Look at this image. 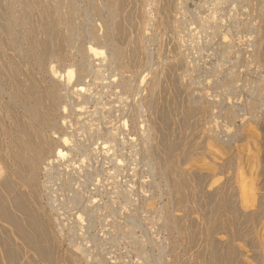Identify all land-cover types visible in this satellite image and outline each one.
<instances>
[{"label": "rangeland", "instance_id": "374dc122", "mask_svg": "<svg viewBox=\"0 0 264 264\" xmlns=\"http://www.w3.org/2000/svg\"><path fill=\"white\" fill-rule=\"evenodd\" d=\"M0 167V264H264V0H0Z\"/></svg>", "mask_w": 264, "mask_h": 264}, {"label": "bare ground", "instance_id": "6f19581e", "mask_svg": "<svg viewBox=\"0 0 264 264\" xmlns=\"http://www.w3.org/2000/svg\"><path fill=\"white\" fill-rule=\"evenodd\" d=\"M119 6V5H118ZM117 29V28H116ZM118 31V30H117ZM138 46V45H137ZM56 51V50H55ZM262 52V51H261ZM114 53H117V50H114ZM105 53H104V51L102 50V49H99V48H89L88 49V55H89V57H90V55H94L96 58H98V59H102V60H104V55ZM182 62V61H181ZM54 68V67H53ZM69 68H70V66H69ZM56 69V68H55ZM72 69V68H71ZM51 74L52 75H54L55 74V72H54V69H52L51 70ZM56 75H57V73H56ZM73 75H74V72L72 71V70H67L66 72H65V74H64V81H66V83H69L71 80H72V78H73ZM55 77V76H54ZM58 79V78H57ZM114 80V79H113ZM114 82V81H113ZM67 85V84H66ZM70 85V84H69ZM34 87V86H33ZM38 88V87H37ZM34 89H36V88H34ZM38 89H41V88H38ZM84 89L85 88H83V87H79V88H77V93L79 94H82L81 92H85L84 91ZM32 90V89H31ZM35 91V90H34ZM34 91H32L33 93L31 94V95H33L35 92ZM42 91V90H41ZM41 93V92H40ZM39 92H38V90H37V93H35V95H33V96H36V97H34V105H36L37 107L39 106V103H40V101L41 100H39L41 97H42V94H40ZM45 94V93H44ZM47 94V93H46ZM49 96L51 95V94H48ZM31 98H32V96H30ZM46 97V96H45ZM42 98H44V97H42ZM41 98V99H42ZM45 99V98H44ZM49 99V98H48ZM51 99H53V98H51ZM32 100V99H31ZM46 100V99H45ZM50 100V99H49ZM32 103H33V100H32ZM52 104V103H51ZM32 105V104H31ZM41 105V104H40ZM53 105V104H52ZM29 106V105H28ZM41 106H43V105H41ZM38 107V108H42V107ZM26 107V106H25ZM33 107V106H32ZM35 107V106H34ZM36 107V108H37ZM27 109H28V107H26ZM54 108V107H53ZM31 109V107H29V110ZM34 109V108H33ZM44 109V107L42 108V110ZM50 109H52V107H51V105H50ZM50 109L48 108V111H50ZM234 109V108H233ZM35 110V109H34ZM33 110V111H34ZM31 111V110H30ZM38 111H40L39 109H38ZM191 111V110H190ZM194 111V110H193ZM32 112V111H31ZM30 112V113H31ZM35 112V111H34ZM44 112H46V111H44ZM51 112V111H50ZM242 112V111H241ZM38 113V112H37ZM47 113V112H46ZM52 113V112H51ZM32 114H33V112H32ZM42 114V113H41ZM44 114V113H43ZM48 114V113H47ZM36 115V114H35ZM34 115V116H35ZM38 115H39V113H38ZM49 116H52V115H50V113L48 114ZM33 116V117H34ZM42 116V115H41ZM45 116H46V114H45ZM47 118H48V116H46ZM39 118V117H38ZM43 118V117H42ZM41 118V119H42ZM48 119H50V121H51V117L50 118H48ZM47 119V120H48ZM34 120V119H33ZM37 120H40V119H37ZM43 120V119H42ZM45 120V119H44ZM46 121V120H45ZM44 123V122H43ZM45 125H46V123H44ZM49 125H50V123H48ZM43 125V124H42ZM27 127H29V126H27ZM22 129V128H21ZM122 129V128H121ZM23 130H27V131H29V129H22V131ZM30 131H31V129H30ZM22 133H24V132H22ZM26 133V132H25ZM24 133V135H26ZM35 133H36V131H35ZM30 134H31V132H30ZM37 134V133H36ZM23 135V136H24ZM38 135H39V133H38ZM27 136L29 137V133H27ZM32 136V135H31ZM34 136H35V134H34ZM232 136V135H231ZM33 137V136H32ZM36 137V136H35ZM22 138V137H21ZM233 138V137H232ZM31 139H33V138H31ZM31 139H24V140H21L19 143H18V147H15L16 148V150L10 155L11 157H12V159H13V161H14V163H15V166L18 168V169H21L23 172H25V173H23L24 174V177H25V179H26V181L27 182H29V183H33V184H35L36 183V181H37V171H38V169H39V166L37 167V164H39V165H42V164H44V163H48V161H49V159H48V154H49V152H50V150H51V148H52V144L50 143V147H49V141H48V143H46V142H44L43 141V139L41 138V140H42V142H44V143H41V142H39L38 140L40 139H38L37 141H38V143H34V141H32ZM37 139V138H36ZM31 140V141H30ZM64 143V145H66V147H67V142H63ZM60 147H62V144L59 146V148ZM168 147V146H167ZM67 148H69V147H67ZM66 155H67V153L66 152H64V150L63 149H57V156H58V158H64V157H66ZM231 165V164H230ZM2 166V165H1ZM6 167V166H5ZM50 167H52V164H50ZM1 167H0V175H1ZM18 169H16V171L18 170ZM264 169V168H263ZM21 170L19 171V172H21ZM50 170L51 169H49L48 170V174H49V172H50ZM69 178L71 179V176L69 175V173L68 172H66V173H64V172H62L60 175H58V188L60 189V191H62L61 190V188L63 189L64 188V185H66V183H67V180H69ZM261 181V180H260ZM45 183V182H44ZM7 184V183H6ZM68 184V183H67ZM243 184V183H242ZM260 184V183H259ZM261 186V185H260ZM66 187V186H65ZM255 187V186H254ZM240 188V199H241V203L242 204H247V203H249L252 199H253V196H252V194L250 193V191L252 190V185L251 184H247V185H244V186H240L239 187ZM262 190V189H261ZM12 193V192H11ZM233 194V193H232ZM16 196V195H15ZM13 198V197H12ZM20 198V197H19ZM17 199V198H16ZM22 199V198H21ZM257 199H258V197H257ZM25 200V199H24ZM29 200H30V198H29ZM49 200H50V202H52V203H56L57 202V200L52 196V193L49 191ZM259 201V200H258ZM261 201V200H260ZM23 202V201H22ZM22 202H21V200H19V201H17V206H19V210H20V208L22 209V211H28L27 210V206H25L24 207V204L22 205ZM15 203V202H14ZM16 204V203H15ZM16 207V206H15ZM244 207V206H243ZM29 212V211H28ZM239 212V211H238ZM23 213V212H22ZM260 213V212H259ZM27 215V217H28V214H26ZM3 217L4 218H6L8 221H9V223H11V225L13 224L14 225V227H15V229L17 230V232H20V234H23L24 233V231H23V228L21 227V225L18 223V219H16V217L14 216V215H12V214H10V212L9 211H4L3 212ZM245 217V216H244ZM22 218V217H21ZM23 218H25V217H23ZM31 218H32V216H31ZM255 218V217H254ZM27 219V218H26ZM76 219L80 222V224L83 222V218H82V215L81 214H77V216H76ZM30 219H28V221H29ZM235 220V219H234ZM20 222V221H19ZM26 222V221H25ZM26 224V223H25ZM59 226V225H58ZM34 229V228H33ZM239 235V234H238ZM27 236V235H26ZM32 236V235H31ZM35 236V235H34ZM30 238V237H29ZM41 239L39 240V242L40 243H42L43 244V249H41L40 250V252L42 253V256H43V258L44 259H48L49 258V253H48V249H49V246H48V244L49 243H47L46 242V240H44L43 239V237H40ZM32 240V239H31ZM249 242V241H248ZM34 243V242H33ZM32 243V244H33ZM47 243V244H46ZM46 244V245H45ZM75 244V243H74ZM253 244V243H252ZM243 248V247H242ZM77 249H80L79 247L77 248ZM78 251H80V250H78ZM229 252V251H228ZM40 254V253H39ZM38 254V255H39ZM82 255H84V254H82ZM11 257V256H10ZM14 260V259H13ZM14 262V261H13ZM233 262V261H232Z\"/></svg>", "mask_w": 264, "mask_h": 264}]
</instances>
